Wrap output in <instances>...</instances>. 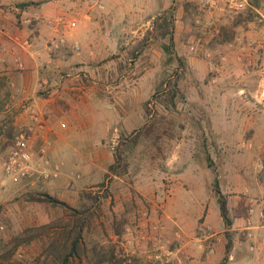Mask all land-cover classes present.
I'll list each match as a JSON object with an SVG mask.
<instances>
[{
	"label": "crops",
	"instance_id": "0c3cea01",
	"mask_svg": "<svg viewBox=\"0 0 264 264\" xmlns=\"http://www.w3.org/2000/svg\"><path fill=\"white\" fill-rule=\"evenodd\" d=\"M181 1L175 0V5ZM193 1L190 9L201 23L194 31L190 29V40L185 45L179 42L177 49L188 52L190 48L187 63L199 66L206 43L219 82L216 89L192 93V115L198 121L193 119L182 128L185 132L177 144L181 148L177 160L185 165L175 176L179 182L194 178L196 185L176 186L167 198L161 231L164 241L157 249L161 251L155 256L160 261L156 264H264V251L249 254L250 242L235 238L227 251L229 240L224 236L228 231H244L252 240L264 236L258 218L264 209V180L260 178L264 176V0H248L249 6L241 11L235 9L240 0ZM27 2L34 4L19 10L17 4ZM97 2L102 9L95 6ZM172 3L174 0H0V153L6 152L11 136L30 125L35 115L47 125L43 138L35 141H51L55 146L49 155L76 162L87 159L86 147L95 144L96 138L86 131L117 124L120 110L114 103L106 109L94 107L96 93L91 94L88 105L84 99L78 101L89 90H96L85 81L96 83L99 66L113 60L127 35L142 29L138 22L160 15ZM178 11L185 13L183 8ZM64 14L69 18L78 15L81 20L68 34L67 46L51 54L47 50L51 27L46 20ZM29 16L41 20L25 25L23 19ZM12 36L32 37V45L22 47ZM41 81L48 82L45 93L40 92ZM111 88L119 98L120 84ZM61 124L67 125L66 134ZM204 146H217V150H202ZM208 158L220 163L227 178L221 192L231 229L225 227L217 202L208 205L202 192L197 196L181 190L207 189L203 177L209 178L212 171L200 163ZM191 197L195 198L192 205ZM199 221L213 230L215 253L211 256L206 254L207 238L196 235ZM176 229L183 230L186 237L174 241ZM167 240L173 245L167 247Z\"/></svg>",
	"mask_w": 264,
	"mask_h": 264
},
{
	"label": "rangeland",
	"instance_id": "374dc122",
	"mask_svg": "<svg viewBox=\"0 0 264 264\" xmlns=\"http://www.w3.org/2000/svg\"><path fill=\"white\" fill-rule=\"evenodd\" d=\"M193 3V0H182L178 2L179 5H175L174 0L169 9L165 10L174 16V49L177 56L182 59L184 66H180L178 62L167 65L166 57L161 49L163 40L156 39L157 31L153 32L154 35H150L154 29L153 23L159 16L157 15L138 22V25L143 26L142 29L136 34L127 35L121 41L119 52L112 56L113 60L105 66H99L100 73L96 75V83L85 81L88 86H95L96 90H89L87 93L90 94L78 98V101L84 99V103L88 105L92 103L91 94L96 93L97 102L95 101L94 107L106 109L108 105L111 106L114 103L117 107L119 106L120 110L117 124L115 123L108 129L86 131V135L95 134L96 138L95 144L86 147L87 159L78 162L69 161L62 156H51L50 153L49 156L54 165L60 166L57 178L45 181L36 174L33 178L13 181L6 176L3 168V163L14 146L16 135L11 136L12 140L8 142L6 152L0 153V175H2L0 222L4 226V231L0 233V261L34 264L51 238L54 237V233L61 228V225L64 226L71 220L69 208L54 207L30 200L31 196L45 193L66 203L71 208L78 210L93 208V217L89 226L84 230V241L88 249L95 244L111 243L116 246L117 254L125 259L127 264L160 263L155 256L161 251L157 250L161 245L160 242L164 241L161 231L164 228L162 217L168 203L167 198L175 193L176 189L173 188L176 186L188 188L196 185L194 178L179 182L175 176L185 165V162L177 160L179 149H181L177 144L185 132L182 128L187 124L191 125L193 119L198 121L192 115L193 102L190 99L195 90L202 89L205 92L216 89V85L211 83L209 74L212 62L207 56V44H204L203 62L199 66L187 63L186 53L189 55L192 53L190 48L188 52L177 49L179 42L185 45V42L190 40V29L194 31L201 23L200 20L198 22L195 11L190 9ZM179 8H183L185 13L180 15ZM49 20L51 19L46 20L47 24ZM186 45L191 46L192 44L186 43ZM164 81H169L178 87V96L175 99L176 108H167L170 101L165 95L158 96L157 94ZM117 84H120L119 98L115 96L111 88ZM47 85V81H41V93L47 92ZM128 90L130 93H127ZM155 94L158 97L153 99ZM148 101H152L149 105L152 113L147 117L145 108ZM87 107L92 108L90 105ZM62 125L60 129L66 134L67 125L65 124V127ZM139 129L142 130V134L138 143L135 146L121 147V138L135 135L134 133ZM188 133H192L191 128ZM41 138H43V132ZM50 143L49 152L55 148L51 141ZM42 145L40 140L33 141V150L36 154ZM200 148L215 150V152L217 150V146ZM82 149L79 147V150ZM118 151L123 153L128 170L120 177L112 175L107 177L108 168L115 162V155ZM211 161L213 166L209 168L212 176L203 177L204 186L207 187L206 194L203 189L202 191L181 189L197 196H200L202 192V197L206 198L208 205L218 203L215 180L222 191L221 184L227 179L220 170V163ZM261 161L264 169V159ZM200 164L208 166V159L202 160ZM35 165L37 169H42L39 167L40 162L37 161ZM260 178L264 180V176ZM2 181L4 183H1ZM194 201L195 198L191 197L190 204L192 205ZM116 223L122 225L120 236L115 233ZM46 225L51 226L39 232L31 242L20 246H7L13 237H27L28 235L23 233L26 228H40ZM201 225L202 222L199 221L197 236H205L199 233L198 229ZM153 226L160 228L154 231ZM178 230L180 229L173 232L174 241L186 237L184 231L180 230L182 238L177 239L175 233ZM228 234L231 235V240L235 238L242 243L249 241L250 248L257 241H264V236H256L255 240H252L253 238L244 231H228L224 233V236L229 241ZM154 236L157 240H152ZM167 241H169L166 243L167 247L173 245V241ZM5 246L8 250L1 254V249ZM250 248L248 253H255ZM263 251L264 248L258 253Z\"/></svg>",
	"mask_w": 264,
	"mask_h": 264
},
{
	"label": "trees",
	"instance_id": "16d2710c",
	"mask_svg": "<svg viewBox=\"0 0 264 264\" xmlns=\"http://www.w3.org/2000/svg\"><path fill=\"white\" fill-rule=\"evenodd\" d=\"M32 4L34 3H21L17 4V7L19 8V10H24L26 7ZM174 21L175 19L173 14L169 11H165L154 21V29L152 30V32H150V35H154L153 32L157 31L158 35L156 36V39L163 40L161 49L166 57L167 65L178 62L180 66H184L182 59L177 56L174 49ZM164 40L166 42H164ZM177 92L178 87L175 84H172L169 81H164L161 83L157 94L158 96L165 95L166 99L170 101V104L167 105V108H176L177 104L175 102V99L178 96ZM157 94L153 95V99L158 97ZM151 102L152 101H148L146 103L145 115L147 117L152 113L151 109L149 108ZM134 134L135 135H132L130 137H122L120 141L121 147H127L130 145L135 146L139 141L142 130L139 129V131ZM208 166L210 168H212L213 166L210 158H208ZM127 170L128 164L125 162L123 153L118 151L115 155V162L108 168L107 177L111 175L120 177L124 175ZM214 184L217 187L215 191L218 197L221 218L223 219L225 226L230 229L232 227V223L229 218L224 195H222L220 189L218 188L217 180H215ZM30 200L32 202L49 204L54 207H65L71 210V220L64 224V226L61 225V228L54 233V237L51 238L48 245L44 248L41 256L37 258L34 264H127L126 260L121 258L117 254L116 246L111 243H108L107 245L95 244L90 249H88V247L86 246V243L84 241V230L87 226H89L90 221L93 217V208L88 207L83 210L71 208L66 203L61 202L60 200L45 193L31 196ZM50 226L46 225L40 228H26L23 233L27 234V237H13L12 240L7 244V246H20L24 243H29L31 242V240H34L39 232L50 228ZM114 228L116 235L120 236L122 225L120 223H116ZM228 236L230 241L227 245V251H229L231 247L232 238L230 234H228ZM7 246L1 249V254L2 252L8 250ZM0 264L22 263L13 261H0Z\"/></svg>",
	"mask_w": 264,
	"mask_h": 264
},
{
	"label": "built area",
	"instance_id": "2783aa9c",
	"mask_svg": "<svg viewBox=\"0 0 264 264\" xmlns=\"http://www.w3.org/2000/svg\"><path fill=\"white\" fill-rule=\"evenodd\" d=\"M99 9L103 8L102 3H95ZM249 6L248 0H240L235 3V9L241 11ZM41 18L37 16H29L23 19L25 25L31 26L39 23ZM81 18L76 15L72 19H69L65 14L59 15L48 21V25L51 27V36L47 40V50L49 53H58L68 44L67 36L68 34L75 29ZM12 41L21 45L22 47H30L32 45V37H27L25 39L20 38L19 36H12ZM74 49L79 50L78 44H74ZM264 60V54L262 55ZM19 69L24 70V64L19 63ZM209 74L211 75V83L217 85L219 82V75L217 67L211 64L209 69ZM65 127V125H62ZM46 129L44 120L38 118L37 116H32V123L28 125L25 129H21L15 136L14 146L3 163V168L6 176L13 181H20L28 178H33L38 174L45 181L52 180L57 178L60 173V166L54 165L49 156V150L51 143L49 141L43 142V145L37 151V154L33 150V141L38 137L41 138L42 132ZM40 162L39 167L42 169L36 168V162ZM258 218L260 222L264 225V209H261L258 212ZM160 227L153 226V230L156 231ZM199 233L205 235L207 238V247L206 254L211 256L215 253L214 246V234L211 227L206 224H202L199 227ZM4 231V226L0 222V233ZM177 239L182 238V233L178 230L175 233ZM252 238V235H248ZM152 240H157V237L154 236ZM264 248V241L256 242L251 246L252 252H260ZM184 264V262H183ZM186 264V263H185ZM188 264V263H187Z\"/></svg>",
	"mask_w": 264,
	"mask_h": 264
}]
</instances>
